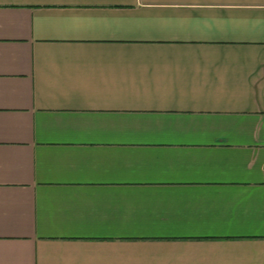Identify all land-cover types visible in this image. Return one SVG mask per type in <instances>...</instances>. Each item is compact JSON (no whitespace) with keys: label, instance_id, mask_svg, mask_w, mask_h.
I'll return each mask as SVG.
<instances>
[{"label":"crops","instance_id":"obj_1","mask_svg":"<svg viewBox=\"0 0 264 264\" xmlns=\"http://www.w3.org/2000/svg\"><path fill=\"white\" fill-rule=\"evenodd\" d=\"M0 264H264V0H0Z\"/></svg>","mask_w":264,"mask_h":264}]
</instances>
